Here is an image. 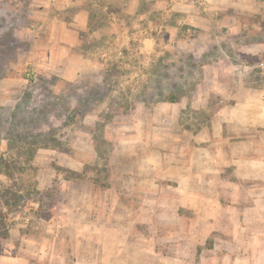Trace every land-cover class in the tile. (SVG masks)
Segmentation results:
<instances>
[{
  "label": "rangeland",
  "instance_id": "rangeland-1",
  "mask_svg": "<svg viewBox=\"0 0 264 264\" xmlns=\"http://www.w3.org/2000/svg\"><path fill=\"white\" fill-rule=\"evenodd\" d=\"M60 16L56 4L0 0V159L25 169L13 178L0 174L14 234L0 241V264H177L178 256L179 264H229L231 252L211 240L175 250L173 227L156 231L141 214L149 213L142 182L155 175L151 161L162 154L170 165L175 148L210 116L172 103L197 96L210 78L233 84V75L204 69L223 53L232 55L223 56L226 63L240 62L232 44L193 32L146 58L139 40L109 42L108 26L101 39L79 34L58 23ZM159 19H136L134 33ZM251 33L264 40V28ZM113 46L119 52L104 56ZM257 61L250 74L241 70L243 79L264 78V59ZM210 102L213 112L218 95Z\"/></svg>",
  "mask_w": 264,
  "mask_h": 264
},
{
  "label": "crops",
  "instance_id": "crops-1",
  "mask_svg": "<svg viewBox=\"0 0 264 264\" xmlns=\"http://www.w3.org/2000/svg\"><path fill=\"white\" fill-rule=\"evenodd\" d=\"M151 1H156L151 7L150 0H38V4H56L61 15L57 22L73 26L79 34L101 39L106 33L103 27L108 26L109 42L126 47L139 40V53L146 58L157 53L160 44L178 47L193 32L232 44L233 59L241 58L240 62L226 63L223 56L231 59L232 55L223 53L204 69L209 75H233V84L210 78L197 96L172 103L181 112L189 107L210 116L207 124L189 133L188 143L175 148L170 165L166 166L162 154L156 163L151 161L155 175L144 177L142 186L152 197L146 198L144 209L149 213L141 218L156 231L173 227L168 240L177 251L195 250L211 240L215 249L222 244L231 252L229 264H264L260 259L264 251V78L249 81L241 71L250 74L258 67L257 59H264V40L250 37L252 31L264 28V0H205L203 6L195 0ZM153 14L160 19L134 33L136 19L143 21ZM251 18L258 22L248 21ZM246 40L249 44L243 45ZM118 52L116 46L102 49L104 56ZM244 59L254 62L244 63ZM213 94L220 105L211 112ZM9 233L12 239L13 231ZM198 234L202 238L197 242ZM156 241L163 243L164 236L158 234ZM174 261L179 264L180 256Z\"/></svg>",
  "mask_w": 264,
  "mask_h": 264
},
{
  "label": "trees",
  "instance_id": "trees-1",
  "mask_svg": "<svg viewBox=\"0 0 264 264\" xmlns=\"http://www.w3.org/2000/svg\"><path fill=\"white\" fill-rule=\"evenodd\" d=\"M171 102H175V100H171ZM24 171L25 169L21 166L19 167L16 160L7 161L5 158L0 159V174L13 178L16 175H21ZM5 198V194L0 196V241L10 238V230L7 223L8 212L5 211V208L9 207V202L7 199L4 201Z\"/></svg>",
  "mask_w": 264,
  "mask_h": 264
},
{
  "label": "built area",
  "instance_id": "built-area-1",
  "mask_svg": "<svg viewBox=\"0 0 264 264\" xmlns=\"http://www.w3.org/2000/svg\"><path fill=\"white\" fill-rule=\"evenodd\" d=\"M197 5H205V0H195ZM259 68L264 72V62L259 65Z\"/></svg>",
  "mask_w": 264,
  "mask_h": 264
}]
</instances>
